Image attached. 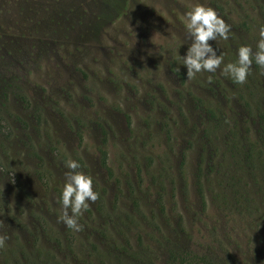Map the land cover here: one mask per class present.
Wrapping results in <instances>:
<instances>
[{"label":"rangeland","instance_id":"1","mask_svg":"<svg viewBox=\"0 0 264 264\" xmlns=\"http://www.w3.org/2000/svg\"><path fill=\"white\" fill-rule=\"evenodd\" d=\"M196 3L221 68L256 50L264 0H0V264H264V73L186 77ZM69 159L99 193L79 232Z\"/></svg>","mask_w":264,"mask_h":264},{"label":"clouds","instance_id":"2","mask_svg":"<svg viewBox=\"0 0 264 264\" xmlns=\"http://www.w3.org/2000/svg\"><path fill=\"white\" fill-rule=\"evenodd\" d=\"M184 26L191 37L183 55V65L186 67L188 79L201 71L214 73L219 68L222 74H228L236 83H245L251 73L253 62L264 73V25L258 29L259 39L256 42V50L251 45L244 44L237 49V60L229 62L221 68L223 55L217 51L209 41L229 38L231 26L218 15L211 7L196 3L190 10L184 13ZM64 184L59 197L61 215L59 220L69 229L79 232L84 225L79 222V217L89 208V202H95L99 193L93 190L92 177L86 173L77 171L81 166L78 161L69 159L65 163ZM8 239L6 235H0V247Z\"/></svg>","mask_w":264,"mask_h":264},{"label":"trees","instance_id":"3","mask_svg":"<svg viewBox=\"0 0 264 264\" xmlns=\"http://www.w3.org/2000/svg\"><path fill=\"white\" fill-rule=\"evenodd\" d=\"M106 2L108 3V6L112 7L115 10H119L124 6L125 0H106ZM181 259H182V261H185V264H198V263H200V264H218V263L213 262L210 259L198 258L197 256H195L194 258H191L192 262H189V261H191V259H189V260L185 259L184 260L183 256Z\"/></svg>","mask_w":264,"mask_h":264}]
</instances>
